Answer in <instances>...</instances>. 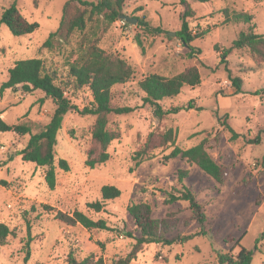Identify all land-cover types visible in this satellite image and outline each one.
I'll list each match as a JSON object with an SVG mask.
<instances>
[{
	"label": "rangeland",
	"instance_id": "rangeland-1",
	"mask_svg": "<svg viewBox=\"0 0 264 264\" xmlns=\"http://www.w3.org/2000/svg\"><path fill=\"white\" fill-rule=\"evenodd\" d=\"M13 1L27 20L39 23V28L18 36L6 24L0 25V87L16 60L38 57L47 70L56 73V82L72 104L79 109L91 106V90L78 88L69 74L70 63L81 54L83 40L88 38L133 66L134 77L112 88V101L137 108L129 114L109 116V128L120 137L108 147L109 160L95 168L86 160L93 147L96 117L71 109L57 136L55 189L45 181L46 167L24 161L17 154L29 135L0 132V147H5L0 148V222L13 230L7 244L0 246V264H61L70 251L79 260L93 255L109 264L131 252L141 235L128 212L129 205L140 201L151 204L154 218L177 214L178 226L168 235L177 239L170 245H143L131 264H216V252L236 254L238 242L253 250L250 264H264V200L257 203L259 194H264V63L258 67L247 49H233L222 61L224 49L247 28L242 22H226L222 10L252 13L255 32L264 33V0H192L194 15L188 18L189 30L201 34L192 41L196 48L193 57L177 36L184 11L180 0H127L125 14L138 18L136 24L116 20L105 28L100 21H91L86 36L78 31L67 37L57 34L49 46L44 42L60 26L67 0H0V16ZM140 18L162 31L149 30L139 23ZM193 64L199 67L201 83L185 86L161 103L170 108L192 102L194 107L163 119L155 117L153 108L143 101L140 80L150 73L172 76ZM231 75L243 78L242 92L236 93ZM54 109L53 101L40 90L0 92V110L8 123L28 122L36 130L50 120ZM218 117L240 135L234 139L222 121L218 123ZM167 128L176 131L175 144L182 148L205 140L210 155L226 167L223 183L184 158L168 159L172 146L162 145L159 138L153 143L154 157L136 166L133 154L143 147L149 133ZM257 136L259 142H255ZM61 158L68 160L70 170L58 166ZM182 169L188 170L183 182L179 181ZM107 184L119 187L122 194L105 200L98 211L90 204L103 200L101 189ZM183 185L191 188L205 208L204 233H199L201 225L193 219L188 201H166ZM57 210L83 211L95 220L104 219L109 229L68 226L55 218ZM28 223L32 240L27 260L23 246ZM182 236L188 237L182 241Z\"/></svg>",
	"mask_w": 264,
	"mask_h": 264
},
{
	"label": "trees",
	"instance_id": "trees-1",
	"mask_svg": "<svg viewBox=\"0 0 264 264\" xmlns=\"http://www.w3.org/2000/svg\"><path fill=\"white\" fill-rule=\"evenodd\" d=\"M192 0H180L184 11L181 13L182 28L177 31V36L191 50L190 57L194 56L196 48L192 45V41L200 37L199 34H192L189 30L188 18L194 15V9L191 7ZM201 2H209L210 0H197ZM127 0H67L63 7V15L60 26L55 32H52L44 42L45 46L51 45V39L59 34L61 37H67L75 31L85 35L89 22H98L105 24V28L109 27L116 20H119L125 12V4ZM226 22H242L247 24V28L239 32L238 36L233 40L230 47L225 48L222 53V61L233 49H247L256 65L261 67L264 63V33L255 32V17L248 11H231L229 8L222 10ZM139 23L143 24L153 32H161L160 27L151 26L140 18ZM6 24L11 31L18 36L27 35L35 32L39 28L36 21L27 20L20 12L16 1L4 8L0 16V25ZM86 36V35H85ZM138 43L141 41L137 39ZM135 70L124 58L117 54H113L100 47L92 40L85 38L83 40L81 54L70 63L69 74L74 79L78 88L88 87L93 95V103L91 106L83 109L77 108L72 104L71 99L65 95L63 87L56 82L57 76L55 72L47 70L41 58L32 57L16 60L8 71V79L5 80L0 87V92L6 89L22 90L26 93H32L40 90L44 93L46 99H51L55 104L54 112L50 120L39 129L33 127L28 122L8 123L2 116L0 110V132H14L20 136L29 135V139L24 148L18 155H21L24 161L32 162L37 166L46 167L45 181L51 189L57 186L56 173V146L58 143V132L62 128L64 118L71 109H76L82 114L95 115V122L92 129L93 147L88 151L86 164L95 168L97 165L107 162L110 158L108 147L113 140L120 137L118 132L111 130L108 126L109 116L111 114H129L137 107L119 106L113 104L112 88L115 85L125 83L134 77ZM231 80L236 93L242 92L243 78L239 75L232 76ZM201 83V73L199 67L195 64L189 65L183 71L166 76L159 73H150L139 82L141 90L145 93L143 97L144 103L149 104L153 108V114L158 119H163L169 114L178 113L183 109L193 108L192 102L187 105H180L170 108H164L161 101L167 97L178 95L185 86H196ZM218 117V123H221ZM223 125L232 133L235 139L240 134L236 132L230 124L225 120ZM176 131L173 128H167L159 131L152 130L143 145L133 154V160L136 166H139L145 159H151L154 154L151 153L154 148L153 143L159 138L162 145L172 146V150L166 156L168 159L181 157L192 164L201 167L206 173L211 175L218 183H223L226 176V167L218 163L208 152L205 140L198 144L182 148L175 144ZM260 136H257L255 142H259ZM58 166L65 171L70 170V164L67 159L61 158ZM188 175V170L179 171V181ZM102 201L91 203L92 208L101 210L105 200L118 198L122 191L115 185H104L101 189ZM178 200H185L189 203V209L192 211L193 219L201 225V231L207 223V214L203 204L200 203L195 193L190 187L183 185V189L178 194L170 193L166 199L167 203H173ZM264 200V194H259L257 203L260 204ZM128 212L134 220L137 229L141 235L136 239L131 252L126 256L112 260L109 264H131L132 260L137 257L143 245L150 243H159L170 245L177 238H170L168 235L174 232L178 226L179 218L175 212L169 213L164 218H154L153 209L149 202H134L128 207ZM55 218L60 222L75 226L81 224L86 228L109 229L104 219H93L85 212L75 210L73 213L57 210ZM13 233L9 226L0 222V246L7 244L8 236ZM188 236H182L185 241ZM228 239L233 240L232 236ZM32 240L30 233V224L28 223V239L23 246L26 252L25 259H29L31 255L30 241ZM239 251L234 254L229 252H216V264H250L252 262L253 250L249 249L239 242ZM61 264H106L102 258L95 260L93 255H88L79 260L73 251H70L67 260Z\"/></svg>",
	"mask_w": 264,
	"mask_h": 264
},
{
	"label": "water",
	"instance_id": "water-1",
	"mask_svg": "<svg viewBox=\"0 0 264 264\" xmlns=\"http://www.w3.org/2000/svg\"><path fill=\"white\" fill-rule=\"evenodd\" d=\"M122 19L126 20L129 23H133L136 24L138 22V18L130 16L128 14H124L122 17ZM171 35H176V32H169Z\"/></svg>",
	"mask_w": 264,
	"mask_h": 264
},
{
	"label": "built area",
	"instance_id": "built-area-1",
	"mask_svg": "<svg viewBox=\"0 0 264 264\" xmlns=\"http://www.w3.org/2000/svg\"><path fill=\"white\" fill-rule=\"evenodd\" d=\"M119 22H121L122 24H126V23H127V21L124 20V19H122V18L119 19ZM0 148H1V149H4L5 147H4L3 145H1Z\"/></svg>",
	"mask_w": 264,
	"mask_h": 264
},
{
	"label": "crops",
	"instance_id": "crops-1",
	"mask_svg": "<svg viewBox=\"0 0 264 264\" xmlns=\"http://www.w3.org/2000/svg\"><path fill=\"white\" fill-rule=\"evenodd\" d=\"M159 245V243H157Z\"/></svg>",
	"mask_w": 264,
	"mask_h": 264
}]
</instances>
